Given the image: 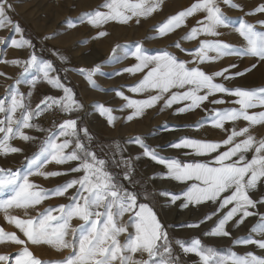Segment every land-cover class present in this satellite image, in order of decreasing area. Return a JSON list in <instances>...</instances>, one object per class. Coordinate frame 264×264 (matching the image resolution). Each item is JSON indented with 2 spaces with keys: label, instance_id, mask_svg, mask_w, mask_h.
I'll use <instances>...</instances> for the list:
<instances>
[{
  "label": "snow or ice",
  "instance_id": "1",
  "mask_svg": "<svg viewBox=\"0 0 264 264\" xmlns=\"http://www.w3.org/2000/svg\"><path fill=\"white\" fill-rule=\"evenodd\" d=\"M162 0H105L101 6L106 10H94L81 14L69 26L87 21L97 27L109 21L127 23L133 18L139 23L140 17H146L156 11ZM233 8L241 6L234 0H195L189 7L169 16L156 25L157 35L163 37L184 25L188 17L201 14L197 25L191 27L181 40H198V46L189 52L190 61L180 59L167 48L156 54H149L142 43L137 42L133 50L124 49L123 57H116L115 53L121 45L113 48V55L108 62H115L120 58H134L135 63L116 72L129 74L142 73V78L129 87V91L136 94H146V98L133 99L123 91H117L125 103L121 110H131L126 120L131 121L143 115L150 109L163 102V108L176 107L175 114L202 109L205 102L211 105H223L226 101L224 95L234 97L231 101L233 107H214L210 111L204 109L206 117L197 121L193 127L197 130L210 125L223 130L226 135L221 140L205 138H192L182 136L168 146L175 149H187L184 156L193 157L182 161L174 156H165L155 148L149 146L143 137L129 138V143H135L143 149V155L154 162L163 165L166 172L164 179L180 182L185 187L179 193L161 191L159 194L170 198V203L181 201L180 207L213 206L203 219L194 224L186 225L198 228L201 224L215 221L209 232L204 235L229 237L234 245H256L264 250V213L256 211L258 205H264V196L259 200L253 199L258 186L264 184V138H257L250 133V128L264 124V87L247 89L242 87L230 88L224 81L243 76L246 72L257 67L253 63L244 71H231L237 68L236 64H229L216 71H206L205 62L216 61L225 56L253 57L258 62H264V31H258L256 26L241 19L235 31L243 38L244 44L237 47L220 39H199V37H219L221 27L229 25L221 5ZM10 0H0V28L11 25L12 30L22 34L18 22H13L10 16L12 11ZM242 10V9H241ZM264 13V4L253 10ZM252 14V13H247ZM264 25V21H259ZM103 30H98L93 39L106 36ZM48 39V37H45ZM11 44L17 47H32L31 40L12 39ZM174 47L181 51V41L174 43ZM214 53V55H210ZM64 62L67 58L58 52L55 53ZM12 63L22 64L21 75L34 74L27 81L35 86L38 80L46 81L53 88L62 90V95H46L33 109L30 103L25 102L24 94L18 90L21 83L17 78L11 86L10 101L0 98V153H21L22 148L13 146L10 141L19 138L24 141H33L36 138L28 135L25 129L45 131L38 124L33 123L34 118L40 117L50 109L59 108L68 114L69 118L54 126L55 131L41 142L39 150L28 158L26 157V170L0 169V192L9 190L12 194L6 199H0V210L5 213V219L14 223L22 233L23 238L15 232H5L0 228V240L7 239L19 246L15 257L10 254H0L3 264H179V257L174 254L173 242L165 226L161 223L156 212L147 202L152 193L143 194L125 188L117 182V176L108 169V161L98 157L92 149L93 137L88 129L79 127L78 117L71 118V114L83 108L75 98L71 87L62 82L54 63L38 57L35 52L25 61L14 60ZM93 87H98L94 76L101 73V64L91 68L78 69ZM102 74V73H101ZM218 78H221L218 81ZM31 96V92L28 93ZM99 114L112 125L117 117L111 107L103 103L96 105ZM163 108L161 110H163ZM244 120L247 126L237 128L236 122ZM231 122L234 126L226 128ZM116 152L122 149L117 143ZM253 152L251 159L247 153ZM202 157L204 159H196ZM139 157H137L138 159ZM115 159V153L113 154ZM55 162L64 165L76 162L75 167L66 171H45V165ZM126 166L124 179L132 183L131 171L127 170L128 158L121 155ZM72 174L73 179L51 189H44L37 185L31 177L38 175L44 178ZM79 174V175H76ZM155 178V177H153ZM69 190L68 203L55 207L49 206L39 211L35 216L20 218L10 215L13 208L29 209L40 205L49 196L65 197ZM127 215L128 221L123 217ZM258 217V221L244 237H232L228 229L230 222L239 228L247 218ZM78 218L82 223L73 226L72 221ZM131 226L134 231H129ZM126 234V235H124ZM258 234L260 238H256ZM123 235V239H121ZM39 245L46 243L56 245L61 249L71 248V253L56 261H43L37 258L30 250L28 244ZM183 253H193L200 259L201 264H264V256L254 252L243 255L228 250L223 253L213 247L205 246L196 237L190 241L177 239ZM139 254L140 258H137ZM146 254V258L145 257Z\"/></svg>",
  "mask_w": 264,
  "mask_h": 264
},
{
  "label": "rangeland",
  "instance_id": "2",
  "mask_svg": "<svg viewBox=\"0 0 264 264\" xmlns=\"http://www.w3.org/2000/svg\"><path fill=\"white\" fill-rule=\"evenodd\" d=\"M10 2L13 6L10 12L11 19L13 22H18L23 31L22 34L16 33L12 30L11 25L0 28V98H6L7 101H10L11 86L19 78L21 83L18 85V90L24 94L25 102L30 103L31 106L32 103H36L37 93L33 92L32 88H29L25 93L22 91L23 87L21 90V86L27 85V81L31 79L30 74L32 72L21 75L23 65L12 63L14 60L25 61L34 51L38 57L54 63L62 81L61 68L63 67L73 82L79 87L83 102L86 104L89 124L101 133L98 136L105 140L108 155L115 162L120 161L121 155L128 158L127 170L131 171V184L139 188L138 193L143 194L145 191L152 193L147 201L143 200V196H141V200L142 202H148L156 212L157 217L167 229L169 237L174 244L173 246H175L177 253L183 258L185 264H189V262L198 264L200 259L197 255L192 256L183 253L180 247L175 244L177 239L190 241L192 238L198 237L205 246L213 247L223 253L232 250L243 255L251 251L257 255L264 256V250L256 245H234L232 238L204 235V233L211 230L215 217L213 221L205 222L198 228L187 227L186 225L197 223L203 219L207 212L213 210V206L190 205L188 208L182 209L180 207L181 201H177L175 204L170 203L169 197L162 196L159 193L161 191L179 193L185 185L171 179L162 178L167 171L166 168L144 156L143 149L139 145L128 142L131 137L141 136L149 146L155 148L161 154L174 156L185 161L193 159V157L184 156V152L188 151L187 149H175L168 146L178 138L182 136L212 140L225 138L226 133L223 130L215 129L210 125H205L197 130L193 125L201 118L206 117L207 113L204 109L210 111L214 107L237 106L231 103L235 99L234 97L224 95L223 99L226 103L223 105H211L205 102L202 109H195L182 114H175V109L183 105H173L169 109L163 108V102H159L154 107L146 109L142 116L127 121L126 117L131 110H121L125 101L117 96L116 92L123 91L125 95L133 99L146 98V94H136L129 91V87L138 82L143 74H129L127 72L116 74L120 69L135 63L134 58L130 56L117 59L115 62H108V58L113 55L112 50L116 45H121L122 47L117 50L115 56L123 57L124 49L133 50L137 42L142 43L149 54H156L158 51L167 48L168 51L174 53L180 59L190 61L192 56L189 55V52L198 46V40H181V37L189 32L191 27L197 25V21L201 19V14L188 17L184 25L163 37L157 35L155 26L169 16L189 7L195 0H162L158 9L149 16L140 17L139 23L136 22V18L127 23L109 21L107 24L100 26L99 29L90 25L87 21L76 23L75 27H70L68 21L72 20L75 22L77 17L88 11L106 10L101 7L105 0H10ZM234 3L241 7L233 8L221 5L230 21L228 26L219 28L218 31L221 35L219 37L202 35L199 39H220L239 47L244 44V41L235 31V28L238 27L241 19L255 25L258 31H264V25L258 23L259 21H264V13L253 11L264 4V0H234ZM98 30L105 31L107 35L93 39ZM22 37L31 40L34 48L28 46L17 47L11 44L12 39L19 40ZM45 37H48V39H45ZM178 40L181 41L182 48L189 50L188 52L174 47V43ZM57 52L65 56L67 60L62 62L55 54ZM210 55H214V53H210ZM98 63L101 64L102 74L98 73L94 76L98 87H93L80 74L78 69L82 67L91 68ZM253 63H256L257 67L246 72L243 76L224 82L230 88L237 86L247 89L264 87V62H258L253 57L225 56L216 61L205 62L203 67L206 71H216L227 67L229 64H236L237 68L231 71H244L245 68H249ZM220 79L218 78V81ZM29 92H31L30 97L28 96ZM99 103H103L113 109V114L117 119L112 125H109L106 118L99 114L96 107ZM162 108L163 110H161ZM262 110L264 109L256 108L250 111L258 112ZM0 118H2V114H0ZM71 118H76V116L71 114ZM247 123L241 119L236 122L235 126L242 128L247 126ZM233 126L231 122L226 124L228 129ZM250 133L257 138H264V124L252 126ZM44 137L40 139L39 146ZM117 143L123 151L122 153L117 152L119 159H113ZM253 154V152L247 153L248 159H251ZM137 157L139 158L137 159ZM196 159L204 158L196 157ZM117 165L125 172V165L121 163H117ZM52 178L50 183L34 182L44 189H51L67 180L73 179L70 176L65 177V179L61 176ZM73 193L74 190H69L65 197L49 196L35 208L27 210L13 208L9 210V214L27 218L25 216L27 211V216H35L39 211L49 206L55 207L68 203L67 197ZM11 194L6 189L0 192V199H6ZM252 196L256 200L264 196V184L259 185L258 189L252 193ZM256 211L264 213V205H258ZM123 220L127 222L128 216L125 215ZM257 221L258 217H249L239 228L234 227L233 223L230 222L228 229L232 232L233 238L244 237L250 233V229ZM80 223L82 222L78 218H74L72 221L73 226H78ZM0 228L5 232H15L23 238L22 233L16 228L15 224L5 219L3 210H0ZM129 231H134V229L129 226ZM255 235L256 238H260L258 234ZM121 239H123V235ZM28 246L34 255L43 261L60 260L68 256L72 251L71 248L61 249L56 245L46 243L32 245L29 242ZM18 248L19 246L12 241L7 239L0 240V254H10L14 258ZM137 258H140L139 254H137ZM144 258H146V254ZM0 264H3V262H0Z\"/></svg>",
  "mask_w": 264,
  "mask_h": 264
},
{
  "label": "crops",
  "instance_id": "3",
  "mask_svg": "<svg viewBox=\"0 0 264 264\" xmlns=\"http://www.w3.org/2000/svg\"><path fill=\"white\" fill-rule=\"evenodd\" d=\"M61 72L63 74V81L62 82L64 84H66L68 87L72 88V90L75 93V98L80 103H82V105H83L82 109L77 110L76 112H74L72 114L74 116H76V118L78 117L79 127H81V128L86 127L88 129V132L93 137L92 145H91L92 149L94 151H96L98 157L101 158L100 154L102 153V139L98 136V134H101V133L99 131H97V129L92 128L89 124L86 104L83 102L82 94H81L79 87L75 84V82H73L72 78L66 73V70L63 67L61 68ZM33 74L34 73L32 72L30 74V77ZM22 87H23V90H22ZM29 88H32V91L37 93V97L35 100L36 103H34V104L32 103V106H31L33 109L40 102V100L43 99V97L46 95H51V96L62 95V90L53 88L51 85H49L46 81H43L42 79L38 80L37 83L35 84V86H31L28 83H27V85L24 84L23 86H21V90L24 91V93ZM34 123L39 125L37 118H34ZM43 129L45 131H38L36 129H25L24 130L28 135H31V136L36 138L33 141H24V140L19 139V138H15V139L11 140L10 143L13 146L22 148L23 152H21V153H9L7 155L0 153V169L12 168L13 171L26 170V168H27L26 157L30 158L33 155V153L38 152L39 141L43 136L46 137L49 134V130L55 131L54 126L48 127V128H43ZM0 135H2V134H0ZM45 137H44V139H45ZM115 158H118L117 152L115 153ZM119 160H121V159H119ZM121 164H123V163H121ZM123 165H125V164H123ZM75 166H76V162H68L64 165H57V164H55V162H50L49 164L45 165L43 170H45V171H55V170L66 171L67 169H69L71 167H75ZM76 175H79V174H76ZM67 176L74 178V176L72 174L61 175V177L63 179H65V177H67ZM57 177H59V176H57ZM57 177H54V178H57ZM31 179L33 181H42V182L50 183L51 179H53V178L52 177L44 178L42 176L35 175V176L31 177ZM173 248H174V254L179 257V264H185V262L183 261V258H181L179 256V254L177 253L175 246H173ZM187 255L193 256L195 254L187 253ZM189 264H195V262L194 263L189 262ZM198 264H201V262L199 261Z\"/></svg>",
  "mask_w": 264,
  "mask_h": 264
},
{
  "label": "trees",
  "instance_id": "4",
  "mask_svg": "<svg viewBox=\"0 0 264 264\" xmlns=\"http://www.w3.org/2000/svg\"><path fill=\"white\" fill-rule=\"evenodd\" d=\"M106 142L102 139V153L100 154L101 158L108 161V169L117 176V182L123 184L125 188H128L130 191L134 190L138 192L139 188L135 185L130 184L127 180H125L124 172L118 167L117 163L112 160V158L108 155V150L106 148Z\"/></svg>",
  "mask_w": 264,
  "mask_h": 264
},
{
  "label": "built area",
  "instance_id": "5",
  "mask_svg": "<svg viewBox=\"0 0 264 264\" xmlns=\"http://www.w3.org/2000/svg\"><path fill=\"white\" fill-rule=\"evenodd\" d=\"M69 118L68 114L60 111L59 108L50 109L44 112L40 117L37 118L38 123L42 127H51L58 125L63 119Z\"/></svg>",
  "mask_w": 264,
  "mask_h": 264
},
{
  "label": "bare ground",
  "instance_id": "6",
  "mask_svg": "<svg viewBox=\"0 0 264 264\" xmlns=\"http://www.w3.org/2000/svg\"><path fill=\"white\" fill-rule=\"evenodd\" d=\"M251 248H254V247H251Z\"/></svg>",
  "mask_w": 264,
  "mask_h": 264
}]
</instances>
